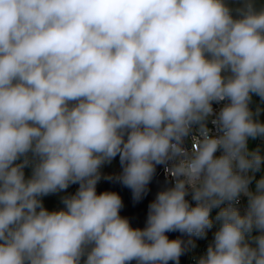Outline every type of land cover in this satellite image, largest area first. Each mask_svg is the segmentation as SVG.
Listing matches in <instances>:
<instances>
[{"label":"clouds","instance_id":"clouds-1","mask_svg":"<svg viewBox=\"0 0 264 264\" xmlns=\"http://www.w3.org/2000/svg\"><path fill=\"white\" fill-rule=\"evenodd\" d=\"M261 104L264 0H0V264H264Z\"/></svg>","mask_w":264,"mask_h":264},{"label":"water","instance_id":"water-1","mask_svg":"<svg viewBox=\"0 0 264 264\" xmlns=\"http://www.w3.org/2000/svg\"><path fill=\"white\" fill-rule=\"evenodd\" d=\"M118 164V163H117ZM119 166V165H118ZM169 179H167L162 173H161V166L157 169V174L153 179L152 184L150 185V193L149 195L139 204H133L132 198H131V192L130 190L118 185V184H110L102 182L98 186V191L103 190H113L120 193L122 196L124 202H125V209L122 212V215L128 216L133 226H140L142 227L144 225V221L146 219L147 214V204L154 199V196L157 191L162 189L167 185V182ZM70 192L75 191V186L69 189ZM179 235V233H170V238H176ZM187 255L181 257V264H186Z\"/></svg>","mask_w":264,"mask_h":264},{"label":"built area","instance_id":"built-area-1","mask_svg":"<svg viewBox=\"0 0 264 264\" xmlns=\"http://www.w3.org/2000/svg\"><path fill=\"white\" fill-rule=\"evenodd\" d=\"M257 103H259L258 98L254 97L252 107L255 108ZM260 107L264 108V104H261ZM261 119H264V114H262ZM261 146L262 151H264V141L257 140L253 141L250 145V147L255 148L256 146ZM161 173L167 178L170 179V177L167 175L165 172V169L163 166H161ZM211 239L204 240L202 242H196L197 247L192 249L188 254H187V260L186 264H195L196 258L203 254L206 250L207 244Z\"/></svg>","mask_w":264,"mask_h":264},{"label":"trees","instance_id":"trees-1","mask_svg":"<svg viewBox=\"0 0 264 264\" xmlns=\"http://www.w3.org/2000/svg\"><path fill=\"white\" fill-rule=\"evenodd\" d=\"M102 183V182H101ZM99 186V185H98ZM45 205L49 208V209H52V208H57L59 207V201H58V198L56 196H51V197H47L45 198ZM215 214V212L213 213V215ZM212 238V233L211 231L209 232V236H208V239H211ZM207 239V240H208ZM204 240H197L196 242H202Z\"/></svg>","mask_w":264,"mask_h":264},{"label":"rangeland","instance_id":"rangeland-1","mask_svg":"<svg viewBox=\"0 0 264 264\" xmlns=\"http://www.w3.org/2000/svg\"><path fill=\"white\" fill-rule=\"evenodd\" d=\"M106 171H108V172L119 171V166H118L117 163H114L111 167H109L108 169H106Z\"/></svg>","mask_w":264,"mask_h":264}]
</instances>
